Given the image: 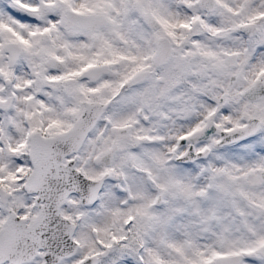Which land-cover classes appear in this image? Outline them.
<instances>
[{
	"label": "snow or ice",
	"instance_id": "obj_1",
	"mask_svg": "<svg viewBox=\"0 0 264 264\" xmlns=\"http://www.w3.org/2000/svg\"><path fill=\"white\" fill-rule=\"evenodd\" d=\"M0 264H264V0H0Z\"/></svg>",
	"mask_w": 264,
	"mask_h": 264
}]
</instances>
